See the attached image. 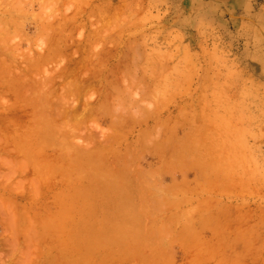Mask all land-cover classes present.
Returning <instances> with one entry per match:
<instances>
[{"label": "rangeland", "instance_id": "rangeland-1", "mask_svg": "<svg viewBox=\"0 0 264 264\" xmlns=\"http://www.w3.org/2000/svg\"><path fill=\"white\" fill-rule=\"evenodd\" d=\"M0 21V264H75L93 158L202 222L264 221V0H0Z\"/></svg>", "mask_w": 264, "mask_h": 264}, {"label": "crops", "instance_id": "crops-1", "mask_svg": "<svg viewBox=\"0 0 264 264\" xmlns=\"http://www.w3.org/2000/svg\"><path fill=\"white\" fill-rule=\"evenodd\" d=\"M97 160L92 203L68 213L83 237L75 264H264V221L233 228L229 218L214 223L208 215L202 222L176 186L166 194L140 170H107Z\"/></svg>", "mask_w": 264, "mask_h": 264}, {"label": "bare ground", "instance_id": "bare-ground-1", "mask_svg": "<svg viewBox=\"0 0 264 264\" xmlns=\"http://www.w3.org/2000/svg\"><path fill=\"white\" fill-rule=\"evenodd\" d=\"M9 7H11V6H9ZM4 8H5V7H4ZM6 8H7V7H6ZM6 8H5V11H7ZM12 9H13V7H12ZM12 9L10 8V10H12ZM99 9H100V8H99ZM8 10H9V9H8ZM10 10H9V11H10ZM100 10H101V9H100ZM103 10H105V9H103ZM9 11H8V12H9ZM98 11H99V10H98ZM99 13H100V11H99ZM100 15H101V14H100ZM3 17H4V16H3ZM9 17H10V15H9ZM68 19H69V18H68ZM15 21H16V20H15ZM64 21H65V20H64ZM64 21H63V22H64ZM66 21H67V20H66ZM0 22H1V21H0ZM2 22H3L2 24H4V21H2ZM7 22H8V21H6V23H7ZM17 22H19V20L16 21V23H15L16 25H17ZM15 24H14V25H15ZM65 24H66V23H65ZM65 24H64V25H65ZM0 25H1V24H0ZM16 25H15V26H16ZM68 25H69V23H68ZM3 26H4V25H3ZM17 26H18V25H17ZM20 26H21V25H20ZM5 27H7V26L5 25ZM64 27H66V26H64ZM67 27H68V26H67ZM1 28H3V27H1ZM19 28H20V27H18L17 29L19 30ZM3 30H5V29L3 28ZM0 34H1V33H0ZM0 36L2 37V35H0ZM1 39H2V38H1ZM2 40H3V39H2ZM0 44H1V43H0ZM52 46H53V48H54V46L56 47V44H55V45H52ZM3 47H5V46L3 45ZM0 48H2L1 45H0ZM53 48H51V49H53ZM56 48H57V47H56ZM56 48L53 49V50H55L54 52L57 51ZM7 49H9V48L7 47ZM7 49H6V51H7ZM53 50H52V51H53ZM1 52H2V51H1ZM4 52H5V51H4ZM4 52H3V53H4ZM48 52H49V51H48ZM3 53H1V54H3ZM12 53H13V52H12ZM1 54H0V55H1ZM27 54H28V53H27ZM29 54H30V53H29ZM49 55H50V54H49ZM6 56H7V54H6ZM12 56H13V55H12ZM29 56H31V55H29ZM50 56H52V55H50ZM25 57H26V56H25ZM27 57H28V56H27ZM31 57H32V56H31ZM0 58H1V56H0ZM8 58H9V57H7V59H8ZM5 59H6V58H5ZM32 60H33V59H32ZM34 61L36 62V60H34ZM35 66H37V65H35ZM27 68H30V67H27ZM27 70H28V71H31V70H29V69H27ZM27 70H26V71H27ZM26 71H25V72H26ZM70 72H71V71H70ZM23 73H24V72H23ZM57 73H59V72H57ZM52 75H53V74H52ZM52 75H51V76H52ZM54 75H55V73H54ZM56 75H57V74H56ZM51 76H50V77H51ZM59 76H60V74H59ZM59 76H58V77H59ZM53 77H54V76H53ZM55 77H57V76H55ZM60 77H61V76H60ZM12 78H13V77H12ZM48 79L50 80L51 78H48ZM52 79H53V78H52ZM12 80H13V79H12ZM15 80H16V79H15ZM14 83H15V81H14L12 84L14 85ZM50 87H51V86H50ZM77 130H78V128H77ZM149 130H150V129H149ZM148 132H149V131H148ZM75 133H78V132H75ZM88 135H89V134H88ZM91 136H92V135H91ZM91 136H90V137H91ZM90 137H89V138H90ZM108 138H109V137H108ZM110 139H111V138H110ZM112 140H113V139H112ZM114 140H115V139H114ZM129 150H130V149H129ZM127 151H128V149H127ZM115 153H117V152H115ZM124 153H126V152H124ZM129 153H130V151H129ZM130 154H131V153H130ZM115 155H116V154H115ZM118 155H119V154H118ZM127 155H129V154L127 153ZM127 155H123V156L126 157ZM123 156H121V157H123ZM121 157H120V158H121ZM127 157H128V156H127ZM134 158H136L135 155H134ZM127 159H128V158H127ZM132 159H133V158H132ZM132 159H131V160H132ZM122 160H123V159H122ZM129 160H130V159H129ZM129 160H128V162H129ZM131 160H130V162H131ZM120 161H121V160H120ZM132 161H134V160H132ZM126 162H127V161H126ZM128 162H127V163H128ZM121 164H122V163H121ZM126 165H127V164H126ZM127 166H128V165H127ZM132 166H133V165H132ZM124 167H125V166H124ZM128 167H129V166H128ZM126 168H127V167H126ZM129 169H130V168H129ZM135 169H137V168H135ZM124 170L126 171V169H124ZM131 170H132V169H131ZM131 170H130V171H131ZM137 170L139 171V169H137ZM141 170H142V169H141ZM141 170H140V172H138V173H139L138 175H140ZM134 171H135V170H134ZM128 172H129V171H128ZM131 172H132V171H131ZM132 173H133V172H132ZM136 173H137V172H136ZM142 173H143V172H142ZM142 173H141V174H142ZM130 174H131V173H130ZM134 174H135V172H134ZM144 174H145V173H144ZM208 176H209V175H208ZM140 177H141V176H140ZM234 178H235V177H234ZM239 178L241 179L242 176L240 175ZM142 179H144V178L142 177ZM237 179H238V178H237ZM234 180H235V179H234ZM241 180H242V179H241ZM243 181H244V180H242V182H243ZM242 182H241V183H242ZM245 182H246V181H245ZM248 182H249V181H248ZM248 182H247V183H248ZM258 182H259V181H258ZM253 183H254V182H253ZM245 184H246V183H245ZM243 185H244V183H243ZM247 185H248V184H247ZM249 185H250V183H249ZM249 185H248V186H249ZM243 187H244V186H243ZM240 209H242V208H240ZM246 212H247V211H246ZM238 214L240 215V213H238ZM238 214H237V216H238ZM243 214H244V213H243ZM243 214H241V216H242ZM246 214H247V213H246ZM248 214H249V213H248ZM244 216H245V215H244ZM242 218H245V217H242ZM144 245H145V244H144ZM84 249H85V248H84ZM86 249H90V248H86ZM90 251H91V249H90ZM83 252H84V250H83ZM83 252H82V253H83ZM86 252H87V251H86ZM86 254H87V253H86ZM86 254L84 253V255H86Z\"/></svg>", "mask_w": 264, "mask_h": 264}]
</instances>
